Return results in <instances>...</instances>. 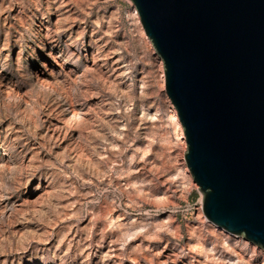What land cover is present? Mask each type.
I'll list each match as a JSON object with an SVG mask.
<instances>
[{"label": "rangeland", "instance_id": "obj_1", "mask_svg": "<svg viewBox=\"0 0 264 264\" xmlns=\"http://www.w3.org/2000/svg\"><path fill=\"white\" fill-rule=\"evenodd\" d=\"M161 69L131 0H0V264H264L205 218Z\"/></svg>", "mask_w": 264, "mask_h": 264}, {"label": "water", "instance_id": "obj_2", "mask_svg": "<svg viewBox=\"0 0 264 264\" xmlns=\"http://www.w3.org/2000/svg\"><path fill=\"white\" fill-rule=\"evenodd\" d=\"M207 221L264 250V0H131Z\"/></svg>", "mask_w": 264, "mask_h": 264}, {"label": "bare ground", "instance_id": "obj_3", "mask_svg": "<svg viewBox=\"0 0 264 264\" xmlns=\"http://www.w3.org/2000/svg\"><path fill=\"white\" fill-rule=\"evenodd\" d=\"M162 66V65H161ZM163 71H162V69H161V74H162V77L164 76L163 75ZM174 117H175V120H176V124H177V126H178V130L180 131V135H181V137H183L184 138V134H183V130H182V127H181V124H180V122H179V120H178V118H177V115H176V113L174 112ZM177 132V131H176ZM182 139V138H181Z\"/></svg>", "mask_w": 264, "mask_h": 264}]
</instances>
